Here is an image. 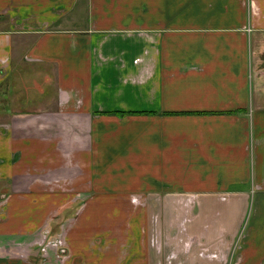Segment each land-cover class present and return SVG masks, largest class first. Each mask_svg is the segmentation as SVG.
Wrapping results in <instances>:
<instances>
[{"label": "crops", "instance_id": "0c3cea01", "mask_svg": "<svg viewBox=\"0 0 264 264\" xmlns=\"http://www.w3.org/2000/svg\"><path fill=\"white\" fill-rule=\"evenodd\" d=\"M0 264H264V0H0Z\"/></svg>", "mask_w": 264, "mask_h": 264}, {"label": "rangeland", "instance_id": "374dc122", "mask_svg": "<svg viewBox=\"0 0 264 264\" xmlns=\"http://www.w3.org/2000/svg\"><path fill=\"white\" fill-rule=\"evenodd\" d=\"M91 197L90 196H87V197L84 196V198L81 197L80 199H77L78 197H76V199H74L73 201H71L70 197L68 198V202H69L68 203V212H69V214H68V226L72 225V223L76 224L77 216L79 215V213L82 209H93V208H95L94 205L92 207L91 204H93V203H91L92 201L89 200V198H91ZM62 205L64 206V204H62ZM58 248H62V247L59 246Z\"/></svg>", "mask_w": 264, "mask_h": 264}]
</instances>
